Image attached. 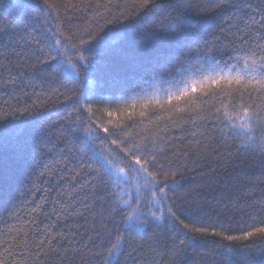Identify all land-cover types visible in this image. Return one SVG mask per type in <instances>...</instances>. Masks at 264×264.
I'll use <instances>...</instances> for the list:
<instances>
[{
  "label": "trees",
  "instance_id": "1",
  "mask_svg": "<svg viewBox=\"0 0 264 264\" xmlns=\"http://www.w3.org/2000/svg\"><path fill=\"white\" fill-rule=\"evenodd\" d=\"M87 2L59 0L58 11H53L45 21L32 7L36 0H0V113L14 112L34 102L39 104L54 89L65 93H57L59 98L54 97L48 103L49 128L44 135L30 133L22 152L0 151V236L6 228L4 221H9L14 211L19 219L11 228L12 235L31 221L27 224L26 256L14 259L4 253V245L0 244L3 254L0 259L5 264H34L39 241L44 239L43 247H47L51 236L56 239L47 254L39 257V264H98L93 257L97 251L96 230L103 231V225H110L113 218L119 221L127 211L137 208L138 200L143 211L152 206L150 192L130 176L123 174L126 181L116 179L115 183L108 176L101 178L92 152L83 144V128L65 119L69 114L74 118L78 107L77 102L65 98L69 95L65 89L73 90L78 99L81 91L88 90L89 81H96L101 69L90 70L76 82L71 75L66 78L60 71L53 73L55 61L49 65L41 59L54 47L53 32L57 26L65 35H79L95 23L93 16L97 9L84 7ZM106 2L100 0L101 4ZM218 2L223 7H217ZM119 3L125 14L137 11L135 0H119ZM176 3L177 0H157L158 7L140 12L137 18L150 28H158L169 14H176L172 7ZM192 4V17L205 22L204 34L214 33L228 47H231L229 41L236 38L237 27L243 29L250 17L260 19L264 15V0H192ZM118 46L126 48L123 35ZM224 51L221 47L217 55ZM68 58L75 62L71 49ZM66 59L61 57V62L65 63ZM169 86L166 80L158 81L151 90L159 88L162 95V90ZM213 102L220 107L223 118L228 99L225 98L223 105L218 99L209 100L203 107H211ZM228 110L233 108L229 105ZM21 119L24 118L17 114L12 122L19 123ZM221 127L224 125H210L206 131L192 135L191 124H178L167 133L169 139L159 146L157 158L166 169L178 173L176 190L168 193L167 201L177 214L187 217L194 213L207 224L222 223L233 234H241L264 222V151L241 147L244 129L225 134L217 130ZM131 133L143 135L144 131L137 127ZM109 146L103 145L105 149ZM111 147L115 149L114 145ZM115 151L118 153L119 149ZM122 156L119 153L116 164L123 163ZM192 197L202 204L199 212L192 206ZM117 205L124 211L110 216L111 209ZM216 239L199 238L173 258L170 248L176 240L175 233L167 224L157 227L154 223L142 236L131 237L120 264H264V252L260 251L264 242L257 241L256 250H250L245 262L242 256L229 255L218 248ZM19 251L17 248L16 252Z\"/></svg>",
  "mask_w": 264,
  "mask_h": 264
},
{
  "label": "snow or ice",
  "instance_id": "2",
  "mask_svg": "<svg viewBox=\"0 0 264 264\" xmlns=\"http://www.w3.org/2000/svg\"><path fill=\"white\" fill-rule=\"evenodd\" d=\"M59 6V0H36L32 5L45 21ZM83 6L97 9L93 16L95 23L79 35H65L57 26L53 32L54 47L41 59L49 65L55 61L53 73L60 71L66 78L71 75L76 82L90 70L101 69L96 81H89L88 90L81 91L78 99L73 90L65 89L69 93L65 98L78 103L75 117L69 114L65 119L83 128V144L92 152L101 178L108 176L115 183L121 174L130 176L150 192L152 205L143 211L138 200L137 208L127 211L119 221L113 218L111 226L105 223L103 231L96 230L97 251L93 257L98 264H120L131 237L142 236L155 223L157 227L167 224L175 233L178 243L174 240L171 245L173 258L199 238L212 236L217 238L214 243L218 248L229 255L238 254L246 262L250 250H256L257 241L264 242V222L233 234L222 223L207 224L194 213L187 217L177 214L167 201L168 193L176 190L178 173L166 169L157 154L159 146L169 139L167 133L178 124H191L192 135L217 124L224 125L217 130L225 134L244 129L241 147L264 151V15L260 19L250 17L243 29L237 27L236 38L229 41L231 47H228L214 33L204 34L205 22L192 17V0H177L172 5L176 14H169L158 28H150L137 18L140 12L158 7L157 0H135L137 11L127 14L119 0H107L106 4L88 0ZM217 7H223V3L218 2ZM101 8L103 12L99 11ZM121 35L126 37V48L118 46ZM221 47L225 51L218 56ZM70 49L75 62L68 58ZM61 57L67 58L65 63ZM165 80L170 86L162 90V95L159 88L151 90L156 82ZM57 93L65 94L54 89L39 104L34 102L14 112L0 113V151L22 152L30 133L42 136L48 131L47 105L54 97L59 98ZM225 98L233 110L225 105L223 118L214 102L211 107H203L209 100L217 99L223 105ZM17 114L24 119L13 123ZM137 127L144 131L143 135H132L131 130ZM149 131L151 135L147 134ZM105 143L110 145L107 149L103 147ZM112 145L119 149L118 153ZM119 153H123L122 164L115 163ZM192 206L196 212L202 209L201 202L194 197ZM123 211L117 205L109 215ZM18 219L14 211L9 221H4L6 228L0 236L4 253L14 259L28 254L27 224L31 221L12 235L11 228ZM55 239L56 236H51L47 247H43L44 239L39 241L34 264H39V257L47 254ZM260 251L264 252V248ZM0 264L5 261L0 259Z\"/></svg>",
  "mask_w": 264,
  "mask_h": 264
},
{
  "label": "rangeland",
  "instance_id": "3",
  "mask_svg": "<svg viewBox=\"0 0 264 264\" xmlns=\"http://www.w3.org/2000/svg\"><path fill=\"white\" fill-rule=\"evenodd\" d=\"M117 179H118V180H122V182H125V181H126V179L123 177V174H121L120 177L117 178Z\"/></svg>",
  "mask_w": 264,
  "mask_h": 264
}]
</instances>
